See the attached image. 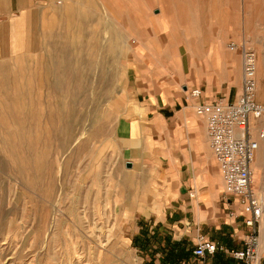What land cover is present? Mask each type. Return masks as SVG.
Segmentation results:
<instances>
[{
    "label": "rangeland",
    "instance_id": "1",
    "mask_svg": "<svg viewBox=\"0 0 264 264\" xmlns=\"http://www.w3.org/2000/svg\"><path fill=\"white\" fill-rule=\"evenodd\" d=\"M97 8L96 48L32 50L0 64V264H164L174 243L137 236L151 227L137 224L144 211L137 204L160 197L156 185L143 178L132 185L115 139L134 31L143 16H157L167 33L161 40L175 20L198 40L214 42L223 29L232 79L242 60L227 45L254 53L249 31H264V0H97ZM250 130L259 139L264 116ZM258 142L252 171L262 195L264 138ZM261 250L263 262L264 241Z\"/></svg>",
    "mask_w": 264,
    "mask_h": 264
},
{
    "label": "crops",
    "instance_id": "2",
    "mask_svg": "<svg viewBox=\"0 0 264 264\" xmlns=\"http://www.w3.org/2000/svg\"><path fill=\"white\" fill-rule=\"evenodd\" d=\"M99 12L97 0H0V64L32 50L96 48L97 27L102 26ZM156 17L146 23L143 16L133 34L136 46L125 55L115 101L119 107L115 139L122 165L132 166L125 167L124 175L132 178V185L138 184L139 178L145 183L147 179V184L156 185L160 196L150 204H137L144 210L137 224L151 226L150 230L141 228L137 236H164L175 249L186 248L187 255L178 264H197L191 251L198 236L239 248L247 233L235 201L222 197L223 183L205 123L194 112L197 104L211 105L219 99L233 102L239 96L242 61L239 75L232 79L229 62L233 57L226 55L223 29H217L214 42L208 37L198 40L183 35L182 25L175 20L168 31L165 29L168 40H161L167 33L156 24ZM109 23L112 30V21ZM249 32L250 48L257 59L256 101L264 106V36H258L264 31L255 28ZM232 45L237 53L232 55L241 56L242 46ZM194 88L202 91L198 101L188 98ZM190 192L196 194L193 199ZM158 246L157 251L162 252L163 245ZM212 264L236 263L218 255Z\"/></svg>",
    "mask_w": 264,
    "mask_h": 264
},
{
    "label": "built area",
    "instance_id": "3",
    "mask_svg": "<svg viewBox=\"0 0 264 264\" xmlns=\"http://www.w3.org/2000/svg\"><path fill=\"white\" fill-rule=\"evenodd\" d=\"M233 52L235 45H229ZM242 88L239 96L233 102L223 99L211 105L197 104L194 108L196 116L204 120L206 137L214 157L222 183L225 201H235L247 233L239 248H229L224 244L212 241L206 236H198L191 251V257L197 264H212L214 257L221 255L236 264H261V234L264 224V198L254 187L252 164L259 149L258 140L250 130L251 121H257L264 116V106L256 101L255 54L241 47ZM202 91L192 89L188 98L200 100ZM260 138L264 134H260ZM195 192L189 193V198L195 197Z\"/></svg>",
    "mask_w": 264,
    "mask_h": 264
},
{
    "label": "trees",
    "instance_id": "4",
    "mask_svg": "<svg viewBox=\"0 0 264 264\" xmlns=\"http://www.w3.org/2000/svg\"><path fill=\"white\" fill-rule=\"evenodd\" d=\"M174 246L176 247L175 244ZM174 246L166 255V262L164 264H178L180 260L184 259V254L180 250L175 249Z\"/></svg>",
    "mask_w": 264,
    "mask_h": 264
},
{
    "label": "bare ground",
    "instance_id": "5",
    "mask_svg": "<svg viewBox=\"0 0 264 264\" xmlns=\"http://www.w3.org/2000/svg\"><path fill=\"white\" fill-rule=\"evenodd\" d=\"M263 138H264V137H263ZM263 138H260V137H259V139H263ZM259 139H257V140H259ZM259 142H260V141H259ZM259 142H258V143H259ZM259 150H260V149H258V151H259ZM258 151H257V152H258ZM257 167H258V166H257ZM263 195H264V194H263ZM263 197H264V196H263ZM262 232H263V237H262V234H261V237H262L261 241H264V226L262 227Z\"/></svg>",
    "mask_w": 264,
    "mask_h": 264
},
{
    "label": "water",
    "instance_id": "6",
    "mask_svg": "<svg viewBox=\"0 0 264 264\" xmlns=\"http://www.w3.org/2000/svg\"><path fill=\"white\" fill-rule=\"evenodd\" d=\"M125 167H126V169H131L132 166L130 164H126Z\"/></svg>",
    "mask_w": 264,
    "mask_h": 264
}]
</instances>
